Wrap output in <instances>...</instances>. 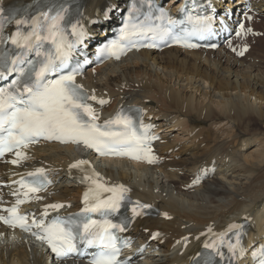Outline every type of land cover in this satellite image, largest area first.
Masks as SVG:
<instances>
[{
	"label": "bare ground",
	"instance_id": "6f19581e",
	"mask_svg": "<svg viewBox=\"0 0 264 264\" xmlns=\"http://www.w3.org/2000/svg\"><path fill=\"white\" fill-rule=\"evenodd\" d=\"M27 1L0 0V6L10 2L23 5ZM123 2L87 0L82 16H92L97 8L112 4L122 7ZM225 5L236 14L247 6L255 9L260 15L247 14V18L252 16L248 24L261 31L264 39V0H232ZM112 20L109 17V22ZM236 41H242L240 44H247L248 48L252 46L245 38ZM263 45L260 49L253 45L258 50L254 53L255 49H247L242 57L237 54L240 48L236 53L225 47L214 51L178 47L161 52L142 49L91 69L80 78L89 90H94L95 96L110 98L102 111L113 112L123 105L138 104L159 128L167 125L172 130L168 135L162 132L154 163H131L135 170L146 169L148 165L164 179L134 181L130 167L125 168L130 162L125 160L102 159L107 167H100L104 176L101 174L98 179L123 184L133 198L150 206L143 209L146 216L136 219L129 230L140 240L138 245L147 241L152 231L162 234L157 242L147 241L148 248L157 243L160 249L149 255L146 251L144 263L185 264L200 246L202 237L197 236L202 231L210 227L221 229L230 220L247 223L245 247L264 238V69L261 70L264 58L259 57H264ZM158 68L170 78L159 74ZM171 77L175 83H171ZM177 83L179 87L175 86ZM251 96L255 102L250 101ZM254 121L262 126H254ZM75 150L70 145L29 146L26 152L33 157L20 161L18 166L1 163L0 176L8 180L21 171L43 167L58 171L57 176L65 179L52 188L51 198L71 202L68 210L78 208L83 186L69 168L70 160L76 157ZM110 162L118 164V168L114 170ZM210 165L216 167V174L198 186H189L193 174ZM11 191L18 193L7 188V193ZM7 193L0 192V197L9 198ZM4 230L0 225V234L6 240L0 243V264H47L42 249L31 246L30 237L14 239L1 233ZM158 252L163 256L154 260ZM51 264L84 262L61 260Z\"/></svg>",
	"mask_w": 264,
	"mask_h": 264
},
{
	"label": "snow or ice",
	"instance_id": "6c2138e0",
	"mask_svg": "<svg viewBox=\"0 0 264 264\" xmlns=\"http://www.w3.org/2000/svg\"><path fill=\"white\" fill-rule=\"evenodd\" d=\"M2 11L0 9V14ZM40 17H44L45 21L50 19L51 23L42 22ZM165 17L166 13L161 10L159 18L164 19ZM211 19V17L197 16L193 20L192 17H188V22L192 24V27L185 30L183 37L177 36L176 42L183 43L185 47H196L195 44L187 41L190 37L203 38L210 33ZM248 19L251 20V17L249 16ZM61 20H63L61 12H57L51 17L48 12H41L39 16L32 19L31 24H28L26 20H15L18 26L28 24L30 31H17L7 40L0 36V43L10 42L21 49L15 56L0 57V79H7L13 73L18 74L17 78L13 79L7 87H0V156L16 150L17 159H13L11 163L18 164L24 155L19 149L26 148L29 144L43 138L58 140L62 143L83 144L100 155H132V151H125V149H134L136 152L142 151L144 155L141 157L137 154L133 158H143L148 163H154L155 157L150 154L151 149L147 146L151 138L137 134L131 116L118 113L115 118L105 121L103 125L96 122L98 116L87 103L90 99L96 100V97L95 95L89 96L83 87L75 82L80 66L77 64L76 67L70 68L69 60L74 44L67 40L64 29L60 26ZM183 23L184 21L179 19L169 18L168 26L159 30L151 27L145 28L142 24L128 23L121 31L120 39L113 41L104 51L118 58L119 52L123 51L126 46L125 42L130 37L151 32L153 39H163L172 33L173 28ZM240 27L243 28V25ZM45 29L47 35H44ZM72 30L78 39L85 35L83 31H78L77 24L72 25ZM246 31L251 32L252 30L247 29ZM237 35L240 33L238 32ZM44 40H50L53 46L52 50L47 52L40 50L39 42ZM145 46L152 47L154 45ZM33 50L36 51L37 57H43V59L25 60L26 53ZM246 50L245 47L244 51ZM237 54L243 55V51ZM25 64L27 67L24 66ZM69 68L70 70L65 71ZM57 73L56 78H48L51 74ZM99 103L104 104L106 101L100 100ZM113 125L120 127L114 130ZM87 165L88 161L78 160L69 165V168L83 169ZM28 175L37 177V179L31 184L23 178L18 182L22 188H27L28 192L39 191L47 182L46 178H42L43 169H37L35 173H28ZM98 178V173L84 177V180L91 179L94 187H90L89 191L85 193L84 203L86 206L82 211L84 213L99 212L107 216L119 210L127 189L122 185L106 187L97 182ZM197 182H199L198 179L193 183ZM28 192H25L24 195L27 196ZM102 192L112 195L104 198L100 195ZM24 202L18 196L16 204L4 210L7 211L8 216L0 215V222L12 228L20 227L25 231H31L32 228L37 229L32 234L37 239L45 241L59 258H67L73 254L84 255V249L97 247L99 251L93 254L91 264H121L116 258L120 250V242L110 231V229L122 231L121 224L113 223L109 219L97 221L87 217L83 220L57 217L50 223L34 218L29 224L27 217L19 215L17 212L18 205ZM63 206L61 204L47 205L44 214H47L49 208L59 209ZM137 206L140 209L150 207L147 204H139V202H137ZM132 212L134 215L140 214L137 212V207H133ZM241 228V225L232 224L228 229V231L236 230V243L228 245L229 251L233 255L237 251L243 253V249L238 248ZM79 229H82L79 233L74 231ZM77 234L83 248L77 244ZM122 243L126 245L127 241ZM205 246L210 247L211 245L206 244Z\"/></svg>",
	"mask_w": 264,
	"mask_h": 264
},
{
	"label": "rangeland",
	"instance_id": "374dc122",
	"mask_svg": "<svg viewBox=\"0 0 264 264\" xmlns=\"http://www.w3.org/2000/svg\"><path fill=\"white\" fill-rule=\"evenodd\" d=\"M260 35V36H259ZM254 37H256V38H254ZM259 37V38H258ZM263 37V35L262 34H258L257 36H251V37H245V40H247V41H250V42H252V46L251 47H249L248 49H255L254 51L253 50H251V51H253L254 53L258 50L256 47H253V45L254 46H257L259 49L262 47L261 45H263V43H264V39L262 38ZM251 39V40H250ZM262 43H260V42ZM237 42H241V43H243L242 41H237ZM258 44H260V45H258ZM239 46H241V44L239 43L238 44ZM239 46H237V50H239ZM264 46V45H263ZM261 54V53H260ZM262 54H264L263 52H262ZM258 56H259V54H258ZM262 56H264V55H262ZM261 59H263L264 57H261V55L259 56ZM264 60V59H263ZM263 64H264V61H263ZM232 66H235V65H232ZM237 66V65H236ZM97 68V67H96ZM93 69H95V68H93ZM263 69H264V65H263V67H262V71H263ZM157 72L160 74H162L164 77L165 76H170L167 72H165V71H162L161 69H157ZM264 72V71H263ZM170 78V77H169ZM172 79H171V83H175L176 81H175V79H174V77H171ZM175 86L176 87H179V83H177V84H175ZM203 86H205V87H207L206 86V83H204L203 84ZM250 101L251 102H255V100H254V96H251V99H250ZM161 123V122H160ZM163 124H165L166 122H162ZM253 125L254 126H256V127H261L262 125H260V123H258L257 121H254L253 122ZM164 128L163 129H165V133L168 135V133L167 132H171L172 130H171V128L170 127H167V125H164L163 126ZM244 149L245 150V147H241V149ZM251 149H248L247 151H250ZM75 153H78L77 152V150H75ZM178 155V154H177ZM175 156L174 158L175 159H177L178 158V156ZM102 163H106L105 161H102ZM114 162H112V164H111V162H110V164L112 165V166H114V165H116V166H118V164H113ZM125 163V162H124ZM131 163H129L128 164V166L126 165V167L125 168H127V167H130V170L132 171V176H133V180L134 181H136L137 179H139V180H141L140 182L142 183V182H145V181H148V180H152V181H156V180H161V179H164V177H162L163 175L160 173V172H158V171H156L154 168H151V167H149L148 165H146V169H139V170H135L136 168L134 167V166H132V164L130 165ZM130 165V166H129ZM124 166H125V164H124ZM133 167V168H132ZM114 168V167H113ZM114 170H115V168H114ZM137 175H136V174ZM134 174H135V177H134ZM137 176V177H136ZM135 178H137V179H135ZM59 179H61L62 181H60V182H62L63 183V179H65V178H60V176H59ZM66 183L68 184V186H71L70 184V182L68 181V179H67V181H66ZM23 240H26V238H24L23 236H20ZM20 237H18V238H20ZM14 238V237H13ZM4 239V238H3ZM2 239V240H3ZM15 239V238H14ZM32 240L33 239H29V241L31 242V246H34L35 248L37 247V248H39L37 245H34L35 243H32ZM4 242L6 241V240H3ZM0 243H1V240H0ZM36 248V249H37ZM153 252H151L150 254H152ZM163 253L161 252L160 253V255L159 256H157V257H155L154 258V260L156 259V258H158V257H162L163 255H162ZM145 257V256H144ZM147 259V258H146ZM146 261V260H145ZM47 264H49V261L47 262ZM138 264V263H137Z\"/></svg>",
	"mask_w": 264,
	"mask_h": 264
}]
</instances>
